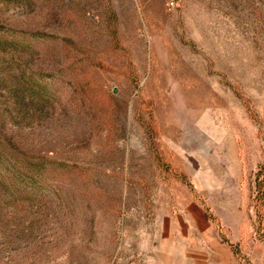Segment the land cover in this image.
Instances as JSON below:
<instances>
[{
    "label": "rangeland",
    "instance_id": "obj_1",
    "mask_svg": "<svg viewBox=\"0 0 264 264\" xmlns=\"http://www.w3.org/2000/svg\"><path fill=\"white\" fill-rule=\"evenodd\" d=\"M0 61L55 107L0 157V264H259L264 0H0Z\"/></svg>",
    "mask_w": 264,
    "mask_h": 264
},
{
    "label": "trees",
    "instance_id": "obj_2",
    "mask_svg": "<svg viewBox=\"0 0 264 264\" xmlns=\"http://www.w3.org/2000/svg\"><path fill=\"white\" fill-rule=\"evenodd\" d=\"M18 58H21L18 57ZM28 61H0V157H11V149L6 148L11 142L19 144L25 129L24 123L34 124L40 119L47 120L55 107L47 86L39 85L34 75L27 70ZM39 165L27 168L26 175L31 184H40L36 174ZM14 168V169H11ZM11 175L17 167H12ZM19 172V171H18ZM14 173V174H13ZM34 182V183H33ZM45 182V181H44ZM264 221V217L262 219Z\"/></svg>",
    "mask_w": 264,
    "mask_h": 264
},
{
    "label": "crops",
    "instance_id": "obj_3",
    "mask_svg": "<svg viewBox=\"0 0 264 264\" xmlns=\"http://www.w3.org/2000/svg\"><path fill=\"white\" fill-rule=\"evenodd\" d=\"M262 225H263V231H262V235L259 238L258 248H264V221ZM258 263L264 264V255H263V258L258 259Z\"/></svg>",
    "mask_w": 264,
    "mask_h": 264
}]
</instances>
